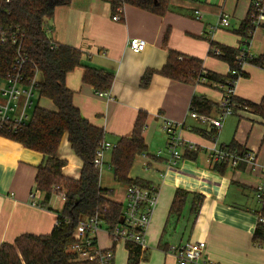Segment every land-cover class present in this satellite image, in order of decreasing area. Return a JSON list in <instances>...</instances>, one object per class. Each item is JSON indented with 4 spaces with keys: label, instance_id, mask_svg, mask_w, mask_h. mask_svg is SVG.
Here are the masks:
<instances>
[{
    "label": "crops",
    "instance_id": "1",
    "mask_svg": "<svg viewBox=\"0 0 264 264\" xmlns=\"http://www.w3.org/2000/svg\"><path fill=\"white\" fill-rule=\"evenodd\" d=\"M249 4L250 0H169L168 10L159 16L128 4L114 12L109 0H71L56 7L49 19L48 38L81 51V63L67 73L65 85L72 91V103L81 116L103 129L104 140L116 143L121 137H130L137 114L145 113L142 137L146 151L135 156L129 177L157 186L158 201L146 246L139 249L135 263L129 262L126 244H113L104 229L98 234L100 245L113 249V264H178L169 246L198 240L205 241V256L214 264H264V248L251 240L260 209L256 186L264 182V116L239 109L224 119L214 136L203 135L201 131L207 134L213 128L190 117V101L197 95L217 105L221 98L217 83H186L158 73L169 50L199 58L204 70L219 75L227 74L230 68L227 62L209 54L211 43L244 47L254 58L261 55L264 25L254 26L247 41L235 32ZM119 12L122 19L113 20ZM221 14L228 16L229 26L212 29ZM134 37L146 41L140 52L128 47V40ZM86 67L113 76L106 95L83 82ZM146 70L155 72L148 86L141 87ZM242 70L244 75L236 80L234 95L258 103L264 97V66L247 62ZM39 98L47 102L38 106L55 110L50 99ZM217 114L218 108H214L209 115ZM164 119L182 122L181 137L197 148L184 150L183 158L174 165L168 164ZM65 141L68 143L66 134L58 147V156L67 162L62 172L78 178L81 162ZM231 141L255 152L254 167L240 163L224 172L213 169L208 159L210 151ZM110 158L111 151H106L100 185L111 190V199L124 203L127 185L113 177L120 186L116 191V184L109 183L105 173L113 172ZM41 161L40 152L0 136V245L12 243L24 233L47 235L55 225L56 212L63 207V203L57 205V196L52 195L47 207L32 204L42 200L35 192ZM177 189L186 191L187 196L180 212L172 214L170 205ZM194 194L202 196L196 213L191 210Z\"/></svg>",
    "mask_w": 264,
    "mask_h": 264
},
{
    "label": "trees",
    "instance_id": "2",
    "mask_svg": "<svg viewBox=\"0 0 264 264\" xmlns=\"http://www.w3.org/2000/svg\"><path fill=\"white\" fill-rule=\"evenodd\" d=\"M109 1L114 12L128 4L162 16L169 8V0ZM70 2L71 0H0V37L3 34L6 38L5 42H0V77H4L10 70L15 55V45L10 40V36L17 34V37L21 39L23 52L40 71L38 97L50 99L55 106V110L50 111L35 105L24 126L15 130L0 127V136L10 138L42 154V161L35 175V192L42 196V200L38 202L39 206L47 207L52 197L53 186H60L65 193L63 207L60 212H56L59 224L54 225L47 235L24 233L17 236L12 243H2L0 264H89L73 261V256L66 251L70 244L78 240L75 233L78 223L84 217L98 214L104 219L106 225L111 227L121 215L122 203L109 197L111 190L101 187L99 172L93 164L96 149L104 141V131L81 116L78 108L72 103V91L65 85L67 73L81 63V51L72 46L53 43L47 36L48 21L53 17L55 8ZM253 28L249 9L235 32L244 40H248ZM214 48L220 50L219 55L213 54ZM239 50V48L211 43L209 54L227 62L231 70L238 68L236 56ZM248 63L264 66V52L257 58L249 59ZM230 70L225 75L206 71L201 59L183 56L169 50L166 62L158 73L186 83L218 84L237 79ZM154 72V70H146L143 73L140 79L141 87L148 86ZM243 75L244 72L241 70L239 76ZM82 80L92 85L97 91L104 92L109 90L113 76L105 71L86 67ZM233 99L238 107H246L264 116V97L258 103L242 100L236 96ZM214 108H217L216 103L197 95L192 97L189 106V110L202 114H210ZM144 123L145 113L139 112L131 136L119 138L116 147L111 151L109 166L112 168L113 177L117 182L127 186L148 185L139 179L129 177L135 156L146 151L142 137ZM201 133L212 137L216 131L212 129L207 134L204 131ZM64 134L71 150L81 162L78 178H68L62 174L67 162L58 156V147ZM223 148L237 152L243 150L234 141ZM185 155L193 157L192 154ZM228 166L227 161L212 165L218 172H224ZM186 196L187 192L184 190L175 191L170 213L180 212ZM201 201L202 196L194 194L191 204L192 212L198 211ZM256 215L264 218V209H259ZM251 240L264 248V222L257 221ZM129 249V262L135 263L140 248Z\"/></svg>",
    "mask_w": 264,
    "mask_h": 264
},
{
    "label": "built area",
    "instance_id": "3",
    "mask_svg": "<svg viewBox=\"0 0 264 264\" xmlns=\"http://www.w3.org/2000/svg\"><path fill=\"white\" fill-rule=\"evenodd\" d=\"M252 24L254 26L264 25V0H250ZM198 13V12H197ZM113 20H121L122 16L115 14ZM229 19L225 14H221L218 22L212 29L228 27ZM10 40L15 45V55L9 72L0 77V127L18 129L30 118V112L34 107V98H38V85L40 82V71L36 64L29 60L27 54L22 50L21 39L16 35L10 36ZM6 38L2 34L0 42H5ZM247 41V40H246ZM146 46V41L142 38H130L128 47L134 52L142 51ZM236 56L238 68L230 70V73L237 76L249 59L254 58L246 48H239ZM214 55H219L220 50L214 48ZM236 79V80H237ZM236 80H228L226 83H218L221 91V98L218 101L217 116L198 113L189 110L190 117L202 123L209 124L215 131L218 130L227 116L233 115L239 109L234 101V84ZM99 94H107V91ZM183 127L182 122L164 119L162 130L166 135V150L169 154V165H174L183 158V151H196L193 144L186 143L180 135ZM117 143L102 141L96 149L94 157V167L99 175L103 166V157L106 151H112ZM209 162L227 161L230 167H237L240 163L250 166L256 165L255 152L251 150H226L223 147L212 148L209 153ZM264 172V170H263ZM52 195L59 196L62 200L65 193L60 186L52 187ZM256 196L260 202V209H264V182L256 186ZM158 201V188L153 184L140 186L130 184L127 186L125 201L122 203V211L119 220L108 227L102 217L98 214L84 217L75 229L78 240L70 244L66 251L71 254L75 262H87L89 264H113L114 251L112 248H103L98 239V234L104 229L113 244L124 243L129 248L146 246V235L153 211ZM34 206H39L37 201H32ZM257 221L264 222L263 217L257 216ZM59 221L56 216L55 225ZM205 241H187L183 244L170 245L168 250L172 253L178 264H214L205 256Z\"/></svg>",
    "mask_w": 264,
    "mask_h": 264
},
{
    "label": "rangeland",
    "instance_id": "4",
    "mask_svg": "<svg viewBox=\"0 0 264 264\" xmlns=\"http://www.w3.org/2000/svg\"><path fill=\"white\" fill-rule=\"evenodd\" d=\"M46 100L45 99H42V98H34V106L35 105H40V106H45L46 105ZM31 113V112H30ZM61 142V141H60ZM65 144H66V146H67V148H69V145H68V143H66V141H65ZM60 145V144H59ZM157 147V146H156ZM154 148V150L156 151L157 150V148ZM162 149L163 150H165V147H162ZM152 151V150H151ZM105 166H106V164H105ZM77 173H79V172H77ZM105 173H107L108 175H109V183H112V182H114L116 185H114V188L116 189V191L118 190V188L120 187L115 181H114V179H113V172H105ZM62 174H63V176H65V177H68V178H74V177H71V176H69V175H66V174H64L63 172H62ZM107 185V184H106ZM102 187H106L104 184L103 185H101ZM56 199H57V205H61L62 203H63V200L59 197V196H57L56 197ZM119 246H123L121 243H120V245ZM114 257H115V255H114Z\"/></svg>",
    "mask_w": 264,
    "mask_h": 264
}]
</instances>
